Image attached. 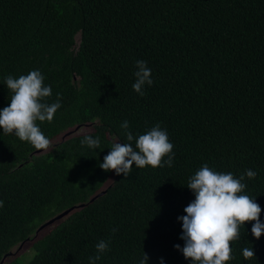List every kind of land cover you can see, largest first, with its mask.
Returning <instances> with one entry per match:
<instances>
[{"label":"trees","instance_id":"1","mask_svg":"<svg viewBox=\"0 0 264 264\" xmlns=\"http://www.w3.org/2000/svg\"><path fill=\"white\" fill-rule=\"evenodd\" d=\"M138 60L153 80L143 96L132 88ZM33 70L52 89L45 102L59 95L61 107L37 122L47 151L0 129V264H89L101 240L109 250L96 264H139L143 252L147 264H191L174 248L184 246L177 217L204 164L236 178L255 171L242 194L264 223V0H0V110L13 95L5 78ZM124 121L133 147L155 125L166 130L172 166L133 164L127 177L102 170L115 140L127 142ZM86 135L100 149L82 145ZM253 223L231 242L227 264H264Z\"/></svg>","mask_w":264,"mask_h":264},{"label":"clouds","instance_id":"2","mask_svg":"<svg viewBox=\"0 0 264 264\" xmlns=\"http://www.w3.org/2000/svg\"><path fill=\"white\" fill-rule=\"evenodd\" d=\"M136 77L132 85L133 91L143 96L145 86L153 84L151 69L146 61H136ZM44 77L39 70L30 71L27 75L5 78L7 89L13 95L9 106L0 110V129L4 134H14L21 141L28 142L37 150L47 151L51 147L50 140L44 135L37 122H52L55 113L61 107L60 97L51 104L45 102L52 95L50 86H45ZM126 141L114 142L110 151L103 158L99 167L104 171H114L116 175L127 177L133 170L150 166L151 168L171 167L174 153L173 144L169 141L166 130L157 124L145 134L135 139V147L131 143L133 134L128 131L129 123L121 124ZM82 145L89 149H100L99 137L84 136ZM167 157V159H165ZM257 173L246 170L239 178L232 173H219L204 164L189 178L187 188L195 194V199L184 208L185 215L177 217L182 222L184 241L174 248L182 251L185 259L191 264H227L234 257L231 242L240 239V229L245 222H254L251 234L259 239L264 234V223L259 219L261 207L254 198L242 194L246 188L245 176L254 179ZM3 207V201H0ZM113 232L116 229L112 230ZM110 241L101 240L96 244L97 254L89 257V264H96L101 254L109 250ZM245 260L255 258L251 248H244ZM148 256L143 252L139 264H147ZM161 264L163 260L161 258Z\"/></svg>","mask_w":264,"mask_h":264},{"label":"rangeland","instance_id":"3","mask_svg":"<svg viewBox=\"0 0 264 264\" xmlns=\"http://www.w3.org/2000/svg\"><path fill=\"white\" fill-rule=\"evenodd\" d=\"M90 130H91L90 126H83L80 129V131H83V132H87V131H90ZM115 141L118 142L117 140H115ZM110 181H111V179L109 180V182ZM56 222L57 221H55V223ZM53 224H54V222H53ZM50 227H51V225H49V226L45 227L44 229H42V231L40 232V234L46 232ZM29 244H30V241L28 240V241H25L24 243H21V244L15 246L14 248H12V250H11L12 256H17V255H20L23 252H25L27 250V248L29 247ZM30 255L31 254L29 252L27 256H24V258H27L26 260H28V258L30 257Z\"/></svg>","mask_w":264,"mask_h":264},{"label":"water","instance_id":"4","mask_svg":"<svg viewBox=\"0 0 264 264\" xmlns=\"http://www.w3.org/2000/svg\"><path fill=\"white\" fill-rule=\"evenodd\" d=\"M78 128H79V126H76L74 129H71V130L65 132V133L63 134L62 138H65L66 136L70 135L73 131H76ZM91 199H93V198H91ZM73 209H74V207H71V208H69V209H66V210L62 211L61 213H59L58 215L54 216L53 218L49 219L48 221H46L45 223H43V224L39 227V229L37 230V232H38L40 229L44 228L45 226H47V225H49V224H52L53 222H55V221L61 219L63 216H65L66 214H68V213H69L71 210H73Z\"/></svg>","mask_w":264,"mask_h":264},{"label":"bare ground","instance_id":"5","mask_svg":"<svg viewBox=\"0 0 264 264\" xmlns=\"http://www.w3.org/2000/svg\"><path fill=\"white\" fill-rule=\"evenodd\" d=\"M247 4V3H246ZM244 5V4H243ZM241 11H242V9H241ZM231 15V14H230ZM229 16V15H228ZM236 20V19H235Z\"/></svg>","mask_w":264,"mask_h":264}]
</instances>
